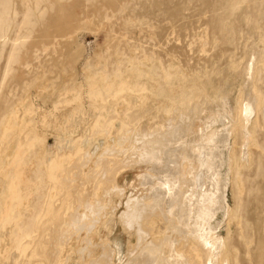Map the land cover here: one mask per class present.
Instances as JSON below:
<instances>
[{"label":"bare ground","instance_id":"bare-ground-1","mask_svg":"<svg viewBox=\"0 0 264 264\" xmlns=\"http://www.w3.org/2000/svg\"><path fill=\"white\" fill-rule=\"evenodd\" d=\"M34 2L39 6L49 1ZM54 5L50 3L47 22L59 33L55 37L70 43L77 24L70 21L69 12ZM181 5L176 9L183 11L169 9L173 16L168 17L187 20L183 21L187 30L188 20L205 16L206 32L190 47L204 52L209 46H235L245 28L256 37L245 52L248 99L244 101L241 87L232 103L229 73L221 84L215 82L216 72H197L187 63L180 68L185 79H208L196 94L186 92L179 107L175 102L155 105L158 92L148 89L139 70L114 72L104 76L102 83L90 80L94 123L76 140L77 129H72L59 146L63 153L46 158L40 172L34 147L37 134L31 122L36 108L27 101L30 86L22 85L21 95L7 101L0 113V264H127L125 258L133 257V251L137 258L133 264H264V0H183ZM190 6L199 9L190 15L182 13ZM9 10L5 0L0 39L7 38L13 26ZM216 52L214 58L222 57ZM9 58L23 66L18 55ZM32 85L37 91L68 94L45 73L36 74ZM81 95L80 91L74 100L80 102ZM132 97L136 103H131ZM66 101H70L67 96ZM21 106L25 107L22 116L17 109ZM14 140L10 155L7 151ZM146 159L142 164L152 165L146 169L149 172L122 188L119 176ZM36 179L46 186L40 207L31 204ZM124 190L130 191L122 198L126 196L124 214H109L107 210L114 209V199ZM229 190L234 208L228 202ZM117 221L136 237V244L128 243L124 251L123 239L113 233ZM221 222L229 242L218 231ZM104 231L108 237L94 246V237ZM81 237L84 246L70 254L72 240Z\"/></svg>","mask_w":264,"mask_h":264},{"label":"rangeland","instance_id":"rangeland-1","mask_svg":"<svg viewBox=\"0 0 264 264\" xmlns=\"http://www.w3.org/2000/svg\"><path fill=\"white\" fill-rule=\"evenodd\" d=\"M4 1L0 0V16L3 13ZM48 1L46 5L37 6L34 0H9L10 10L8 11V17L11 19L13 26L9 36H7L8 39H0V113L7 101L21 95L22 85L30 86L27 101L31 102L36 108V116H33L34 119L31 122L35 123L33 125L37 134L34 147L39 154L37 169L40 172L46 158H54L63 153L59 146L64 139L70 137L72 129H77L76 134L73 135L76 140L84 136L94 123L96 112L90 105L87 87L90 80L95 79L102 83L101 80H103L104 76H111L114 72L125 74L126 72L139 70L146 81L148 89L154 87L158 92L159 97L154 100L155 105L163 107L165 104L171 105V103L175 102L174 105L179 107L181 97L186 92L192 91V94H196L206 84L208 79L206 76H201L193 81L185 79L180 68L187 63L189 66H194L197 72H216V76L214 75L215 82L221 84L223 78L229 73L233 78L230 81V84L233 85L230 91L232 103H234V95H237V90L241 87L244 101L250 95L248 90L250 87L244 83L245 52L251 49L256 37H252L247 28H245L246 31L244 30L246 33H243L235 42L237 43L234 44L235 46L226 45L225 49L221 45L214 48L212 46L206 47L204 52H210L209 50L213 49L211 56V53H204L197 46L193 45V47H190L189 45L197 40L198 35L203 36L205 34L207 27H205V23H202L205 22L204 15L200 17L196 15L191 18L192 21L188 20L190 23L188 30L184 27L187 20H183L184 23L180 17L179 20L175 16L173 19L171 18L173 15H170L172 11L169 9H172L171 7L174 4L180 7L183 0H129L130 3L128 0ZM50 3L55 4L54 7L57 6L56 8L60 10L62 7L69 12L70 21L73 19L72 22H76L77 29L72 34L70 43L67 38L55 37L59 33L55 31V27L51 26V23L47 22L49 20L48 16L51 15ZM176 6L172 10L176 9ZM181 6L183 7V4ZM191 7L193 6H190L189 10L182 13L190 15L199 9V7ZM181 8L176 10L181 12L184 10V8ZM165 10L171 13L166 15L167 12L165 13ZM169 15L171 17H168ZM201 17L203 19H200ZM29 21L34 23L28 26L27 22ZM193 21L195 24H192ZM200 22L202 26L204 24V27L200 26ZM185 32L187 35L184 34ZM188 33H192V35H188ZM185 41L187 42L184 43ZM53 48H55V52ZM226 50H229L228 54ZM223 51H226L227 55H221L220 53H223ZM184 52H186V55L183 54ZM215 52L222 57L216 56L215 60ZM10 55H18L23 66L11 63L12 58H9ZM205 58L209 59L206 60ZM213 59L216 62H213ZM182 60L183 63H181ZM232 64L237 66V68L230 69L229 66ZM4 72L10 73L5 76ZM48 72H52V74H48ZM63 72L67 73L63 74ZM38 73L47 74L61 92L67 91L68 94L66 96L70 98L71 102H67L66 96L63 97L59 92L52 94L50 90L37 91L32 83ZM194 81H199V83ZM80 91L82 93L81 101H75L74 98ZM136 102L137 99L132 97L131 103ZM182 103H184V99ZM70 105H73V107ZM119 106L121 107L122 105L120 104ZM72 108L75 110H72ZM17 109L19 110L18 114L22 116L25 107L21 106L17 107ZM149 121H151V118H149ZM223 123L225 124L226 121ZM224 124L222 129H224ZM11 136L12 132H9V137ZM15 143L16 140L10 142L13 146L7 151L8 154L11 155L14 152ZM141 152H138L139 156H143ZM134 156L133 158L137 157ZM162 157L165 158L167 156L163 155ZM143 162L146 163L147 159L142 160L141 164L138 162L139 165H136L133 169H126L119 176L118 184L122 188L124 185H130L136 177H142V175L146 174V169L152 167V165L147 167L146 164H142ZM25 168L29 172L30 166ZM253 173L252 171L250 174ZM41 181L40 183L39 179H36L37 192L31 197V204L34 207H40L45 196L46 186L43 180ZM129 192L124 190V193L114 199L113 205L116 208L119 205L117 211L114 210L115 207L112 205L114 209H108L107 212L109 214L115 213L116 217L119 214L122 216L125 212L123 202H125L126 196L124 200L122 198H124V195H128ZM233 200V192L229 190L228 202L232 208H234ZM32 213L34 214L35 212L32 211ZM27 217H29V214ZM222 222L218 231L229 242L227 230L222 225ZM114 225L113 233L123 239V251L128 243L136 244V237H134L133 233L129 232V234L118 221ZM108 235L109 232H101L99 237H94L93 245L97 246ZM82 239L83 237L80 240H72L74 250L71 249L70 254L84 246ZM148 240L149 237L147 236L145 241ZM96 250L100 251V246ZM133 252L136 254L135 251ZM133 254L131 255L133 256ZM133 257L126 256L125 263L133 264L134 260L137 259L136 256ZM126 260H129V262Z\"/></svg>","mask_w":264,"mask_h":264}]
</instances>
